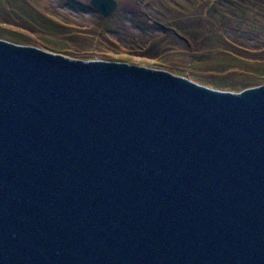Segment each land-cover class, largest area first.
Segmentation results:
<instances>
[{"label": "water", "instance_id": "obj_1", "mask_svg": "<svg viewBox=\"0 0 264 264\" xmlns=\"http://www.w3.org/2000/svg\"><path fill=\"white\" fill-rule=\"evenodd\" d=\"M0 264H264V86L0 39Z\"/></svg>", "mask_w": 264, "mask_h": 264}, {"label": "trees", "instance_id": "obj_2", "mask_svg": "<svg viewBox=\"0 0 264 264\" xmlns=\"http://www.w3.org/2000/svg\"><path fill=\"white\" fill-rule=\"evenodd\" d=\"M0 4V39L14 44L37 46L45 50L66 54L80 60L103 58L117 60L94 49L85 48V43L78 39L82 29L79 25L61 20L41 8L40 0H4ZM74 10L87 12L93 7L88 0H64ZM145 1V0H142ZM164 13L170 17L162 23L150 22L165 29L175 23L185 32L186 44L191 58L190 64H157L158 70H168L176 75L210 87L240 91L246 87L264 83V56L256 62H246L240 53L230 50L222 41H228L227 31L230 26L245 24L247 27L260 29L264 23V0H163ZM152 0H147L149 5ZM190 7V13L185 8ZM2 16V17H1ZM159 17V16H158ZM70 19V18H69ZM102 27H106L103 18ZM159 19H161L159 17ZM85 32V31H84ZM90 33L84 35L88 37ZM83 35V36H84ZM156 39V38H155ZM173 39H175L173 37ZM180 40V39H179ZM156 40H152L145 49L150 51ZM264 51V44L261 46ZM226 54L228 57L225 59ZM209 59L215 67L203 70L193 68L195 59ZM241 63H236L238 60Z\"/></svg>", "mask_w": 264, "mask_h": 264}, {"label": "rangeland", "instance_id": "obj_3", "mask_svg": "<svg viewBox=\"0 0 264 264\" xmlns=\"http://www.w3.org/2000/svg\"><path fill=\"white\" fill-rule=\"evenodd\" d=\"M117 1L118 6L115 12L108 17H104L90 4V0L88 2L93 7V10L91 11L90 9L87 12L74 10L64 0H40L42 9L53 14L58 19L70 20V22L82 28L78 39L82 42L88 41L85 43L87 45L85 48L89 49V51L94 49L96 53L108 54L117 59L105 60L96 58L91 60L121 62L151 70L160 69L157 64L177 63L180 66L190 64L191 53L188 51L184 36L185 32L182 29H179L174 22L167 25L165 29H162L159 25H150V22L152 24L153 22L164 24L162 20H167L170 17L169 14L162 12L165 7L163 0H152L149 5L146 3L147 0ZM0 4H6V2L0 0ZM185 6L187 12L190 13V7ZM102 17L106 18V27H102L104 23ZM262 25L260 29L247 27L245 24L230 26L227 31L228 41L222 42L231 51L234 50L240 53L246 62L254 63L257 59L264 56V51L261 50V46L264 44V23ZM85 33L90 34L86 37ZM153 39L157 41L156 45L147 52L145 48L151 44ZM61 55L71 59H78L66 54ZM222 55L225 56V59L228 57L225 53ZM236 63H241V61L238 60ZM207 67H215V63L209 61L208 58L204 61L195 59L194 69L200 71ZM262 86H264V83L255 84L233 92L241 93Z\"/></svg>", "mask_w": 264, "mask_h": 264}]
</instances>
